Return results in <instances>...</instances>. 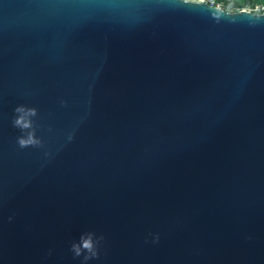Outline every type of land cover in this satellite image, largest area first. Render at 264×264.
Returning a JSON list of instances; mask_svg holds the SVG:
<instances>
[{
    "label": "water",
    "instance_id": "95a60500",
    "mask_svg": "<svg viewBox=\"0 0 264 264\" xmlns=\"http://www.w3.org/2000/svg\"><path fill=\"white\" fill-rule=\"evenodd\" d=\"M0 264H264V12L0 0Z\"/></svg>",
    "mask_w": 264,
    "mask_h": 264
},
{
    "label": "trees",
    "instance_id": "16d2710c",
    "mask_svg": "<svg viewBox=\"0 0 264 264\" xmlns=\"http://www.w3.org/2000/svg\"><path fill=\"white\" fill-rule=\"evenodd\" d=\"M222 4L225 10L236 11L241 8L252 6L255 3H263L264 0H216Z\"/></svg>",
    "mask_w": 264,
    "mask_h": 264
},
{
    "label": "built area",
    "instance_id": "2783aa9c",
    "mask_svg": "<svg viewBox=\"0 0 264 264\" xmlns=\"http://www.w3.org/2000/svg\"><path fill=\"white\" fill-rule=\"evenodd\" d=\"M211 5H216L222 7V4L220 2H217L216 0H206ZM244 9L251 10L253 12L261 13L264 12V4L263 3H255L252 6L244 7Z\"/></svg>",
    "mask_w": 264,
    "mask_h": 264
},
{
    "label": "clouds",
    "instance_id": "9594fccd",
    "mask_svg": "<svg viewBox=\"0 0 264 264\" xmlns=\"http://www.w3.org/2000/svg\"><path fill=\"white\" fill-rule=\"evenodd\" d=\"M200 2H202V0H200ZM213 2H214V0H213ZM17 111H22V109H17ZM16 124H17V125L24 124L23 119L17 120V121H16ZM24 126L27 127L26 124H25ZM34 142H35V141H32V140H23V139L20 140V144H21L22 146H23V145H26V144H28V143H34Z\"/></svg>",
    "mask_w": 264,
    "mask_h": 264
}]
</instances>
